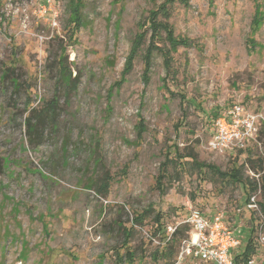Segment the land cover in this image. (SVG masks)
Returning a JSON list of instances; mask_svg holds the SVG:
<instances>
[{
    "label": "rangeland",
    "instance_id": "obj_1",
    "mask_svg": "<svg viewBox=\"0 0 264 264\" xmlns=\"http://www.w3.org/2000/svg\"><path fill=\"white\" fill-rule=\"evenodd\" d=\"M236 102L264 116V0H0V264H177L188 203L264 264V122L210 147Z\"/></svg>",
    "mask_w": 264,
    "mask_h": 264
},
{
    "label": "built area",
    "instance_id": "obj_2",
    "mask_svg": "<svg viewBox=\"0 0 264 264\" xmlns=\"http://www.w3.org/2000/svg\"><path fill=\"white\" fill-rule=\"evenodd\" d=\"M42 9L45 12L46 6ZM263 122L262 113L251 111L241 102H236L215 119L210 147L220 153L242 150L248 142L257 138ZM248 207L257 208L255 195L250 197ZM183 224L187 225L189 232L181 240L177 264H187L188 259L193 263L205 264H258L254 258L247 262H236V255L242 251V241L235 233L236 228L222 212L209 216L188 203L186 219L168 226L171 232L168 240ZM263 225L264 220L261 229ZM260 240L264 244L263 231L260 232Z\"/></svg>",
    "mask_w": 264,
    "mask_h": 264
},
{
    "label": "trees",
    "instance_id": "obj_3",
    "mask_svg": "<svg viewBox=\"0 0 264 264\" xmlns=\"http://www.w3.org/2000/svg\"><path fill=\"white\" fill-rule=\"evenodd\" d=\"M150 26L153 27V18L150 20ZM72 84V76L69 78V85ZM56 121V114H55V106L53 104V101H50L42 108L41 110H37V108L32 109V112L26 117L25 124L27 127V136H28V142L29 144H32L34 146H38L42 143V139L46 136V127L48 125H54ZM241 182V179H239ZM94 183V182H93ZM92 183V187L93 184ZM254 184V182H252ZM106 185H101V183L98 186V191H106ZM249 201V198H247ZM164 227H161L163 229ZM178 228L172 235V237L168 240V236L166 237V242L171 241L172 239L178 240L182 238V230H179ZM249 234V238L247 241V244L245 245L242 242V252L236 255V262H247L249 259L252 258V255L255 253V246L254 241ZM171 246V245H170ZM172 247V246H171ZM169 248V247H168ZM168 257V260H166L165 264H172V261L170 260L169 256L174 258V254L172 252V248L168 250V252L165 254Z\"/></svg>",
    "mask_w": 264,
    "mask_h": 264
},
{
    "label": "crops",
    "instance_id": "obj_4",
    "mask_svg": "<svg viewBox=\"0 0 264 264\" xmlns=\"http://www.w3.org/2000/svg\"><path fill=\"white\" fill-rule=\"evenodd\" d=\"M205 214L211 216V215L214 214V213L205 212ZM241 252H242V251H241Z\"/></svg>",
    "mask_w": 264,
    "mask_h": 264
}]
</instances>
